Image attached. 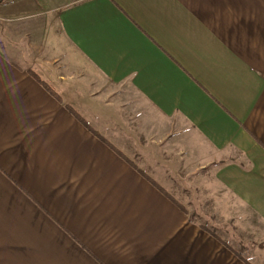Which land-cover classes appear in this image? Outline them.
Masks as SVG:
<instances>
[{
    "label": "crops",
    "instance_id": "1",
    "mask_svg": "<svg viewBox=\"0 0 264 264\" xmlns=\"http://www.w3.org/2000/svg\"><path fill=\"white\" fill-rule=\"evenodd\" d=\"M253 230L264 0H0V264H264Z\"/></svg>",
    "mask_w": 264,
    "mask_h": 264
},
{
    "label": "rangeland",
    "instance_id": "2",
    "mask_svg": "<svg viewBox=\"0 0 264 264\" xmlns=\"http://www.w3.org/2000/svg\"><path fill=\"white\" fill-rule=\"evenodd\" d=\"M172 191H173V195H175V196H177L179 198V195H180L179 192H177L175 190H172ZM191 198H192V200H191ZM190 200H191V202H193L192 203V206H190ZM198 200H199V192L197 190H195L193 187H189L188 196L185 197V198H183L182 201L185 202V204H187V207H188V210H189V213H190L191 217H193V219H196L198 222H199V217H201L202 218L201 221H203L204 223H209L208 226L210 228L215 229V230H217V228H224V226L226 224L223 225V224L213 223V221H208V222L205 221V220H208V219L205 218L204 210L203 211H202V209L199 210ZM194 202L198 203L197 204V207H195ZM199 211H201V212L199 213ZM206 216H209V214L208 215L206 214ZM220 231H221V229H220ZM235 231L236 232L237 231H240V232H249L250 230H249V228H246V226L243 225V224H236V230ZM252 232H253V237H252L253 243H255L256 245H259L260 244V245L263 246L264 245V237H261L257 230H253ZM252 258H254V257H252ZM252 261L255 262L254 259Z\"/></svg>",
    "mask_w": 264,
    "mask_h": 264
},
{
    "label": "trees",
    "instance_id": "3",
    "mask_svg": "<svg viewBox=\"0 0 264 264\" xmlns=\"http://www.w3.org/2000/svg\"><path fill=\"white\" fill-rule=\"evenodd\" d=\"M35 75V74H34ZM36 76V75H35ZM37 77V76H36ZM54 94H55V92L54 91H52Z\"/></svg>",
    "mask_w": 264,
    "mask_h": 264
}]
</instances>
